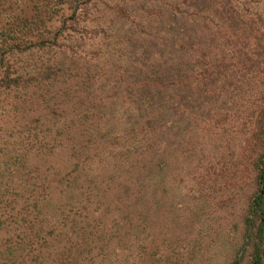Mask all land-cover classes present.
Masks as SVG:
<instances>
[{
	"label": "rangeland",
	"instance_id": "374dc122",
	"mask_svg": "<svg viewBox=\"0 0 264 264\" xmlns=\"http://www.w3.org/2000/svg\"><path fill=\"white\" fill-rule=\"evenodd\" d=\"M131 1L90 0L72 23L83 0H0V264L252 263L256 176L240 149L193 163L168 144L160 177L128 141L106 78L113 6Z\"/></svg>",
	"mask_w": 264,
	"mask_h": 264
},
{
	"label": "trees",
	"instance_id": "16d2710c",
	"mask_svg": "<svg viewBox=\"0 0 264 264\" xmlns=\"http://www.w3.org/2000/svg\"><path fill=\"white\" fill-rule=\"evenodd\" d=\"M89 2L73 7L72 23L87 15ZM113 8L122 35L106 84L132 149L149 152L160 177L168 144L181 145L193 163L210 161L219 147L215 156L223 160L240 149L256 176L245 220L248 229L259 220L251 264H261L264 0H132ZM226 134L238 141L237 149L226 152Z\"/></svg>",
	"mask_w": 264,
	"mask_h": 264
}]
</instances>
